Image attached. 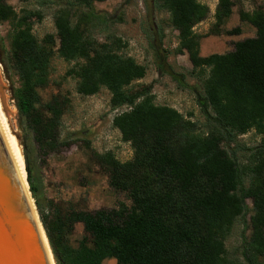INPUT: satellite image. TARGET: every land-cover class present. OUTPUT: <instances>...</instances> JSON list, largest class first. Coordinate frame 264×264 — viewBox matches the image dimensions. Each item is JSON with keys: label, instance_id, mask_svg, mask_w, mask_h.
<instances>
[{"label": "trees", "instance_id": "trees-1", "mask_svg": "<svg viewBox=\"0 0 264 264\" xmlns=\"http://www.w3.org/2000/svg\"><path fill=\"white\" fill-rule=\"evenodd\" d=\"M107 1L71 0L55 14L57 35L39 41L33 27L40 14H19L9 0H0V27L10 26L9 49L0 43V63L18 114L42 151L66 146L60 132L70 99L58 95L44 104L39 93L52 83L55 57L76 63L64 79L76 80L79 95L92 97L106 89L112 110L126 108L113 126L131 145L134 158L122 163L110 152L94 158L109 175L110 187L128 195L131 207L65 212L37 202L56 264H264V9L239 12L240 22L255 29L254 38L235 43L230 53L202 57L204 36L195 28L209 18V7L199 0H153L170 15L178 32L176 54L188 56L192 75L201 83V92L194 91L206 121L201 131L177 110L156 105L150 86L134 87L147 68L123 53L127 44L120 38L94 39L91 17L73 12ZM233 8L232 0H219L210 35L222 34ZM225 33L240 36L241 30ZM166 63L164 56L161 64ZM170 76L177 77L172 70ZM251 132L260 143L242 146L240 138ZM27 166L36 197L28 160ZM249 214L244 263L232 261L226 240ZM77 224L86 237L74 248L70 237Z\"/></svg>", "mask_w": 264, "mask_h": 264}, {"label": "rangeland", "instance_id": "rangeland-1", "mask_svg": "<svg viewBox=\"0 0 264 264\" xmlns=\"http://www.w3.org/2000/svg\"><path fill=\"white\" fill-rule=\"evenodd\" d=\"M232 1L233 15L222 28V34L216 36L210 35V32L215 24L214 15L219 0H199L210 9L209 18L195 28L197 34L204 36L201 41L202 57L230 53L235 43L256 36L255 29L240 22L239 12H253L259 7L264 9V0ZM70 2L71 0H9V4L19 14L23 11L40 14L42 19L34 21L33 27V33L39 41L47 35H57L55 14ZM73 12L86 13L91 17L90 33L94 39L103 43L109 36L120 38L127 44L123 53L147 68L146 77L136 82L134 87L150 86L156 105L177 110L186 119L195 122L201 131H206V121L194 92H201V83L192 75L193 67L188 56L176 54L179 47L178 32L172 28L170 15L166 11L155 5L153 0H108L96 3L91 10L74 9ZM236 28L241 30L240 36L226 35L225 32ZM9 33L8 24L0 27V43L7 50ZM164 56H167V63L161 64ZM75 65L74 62L68 63L55 57L52 83L48 89L39 92L44 104L58 95L70 99L60 132V143L66 146H61L55 152H47L41 150L33 133L20 118L12 97L11 84L0 63V100L10 131L22 150L24 170L25 167L28 169L27 160L29 162L30 175L36 189V197L31 193L33 202L36 208L38 202L43 208L53 206L65 212L75 210L94 213L118 209L120 205L131 207L128 195L110 187L109 175L97 165L94 158V154L109 152L122 163L134 158L131 145L123 142L121 134L113 126L115 116L126 108L112 110L111 95L106 89L92 97L79 95L76 80L64 79ZM170 70L176 74V79L170 76ZM180 77L183 78L182 82ZM259 143L260 137L254 132L240 138V144L247 148H254ZM245 156L246 153H243L242 157ZM248 206L252 209L251 201H248ZM251 215L246 217V224L239 219L226 240L227 257L232 261L244 263L243 233L245 227L250 226ZM250 235V229L246 230L247 239ZM85 237L83 225L77 224L70 237L71 245L77 248ZM262 262L264 263V259ZM104 264L117 263L115 260H107Z\"/></svg>", "mask_w": 264, "mask_h": 264}, {"label": "water", "instance_id": "water-1", "mask_svg": "<svg viewBox=\"0 0 264 264\" xmlns=\"http://www.w3.org/2000/svg\"><path fill=\"white\" fill-rule=\"evenodd\" d=\"M26 173L28 189L0 128V264H56Z\"/></svg>", "mask_w": 264, "mask_h": 264}, {"label": "bare ground", "instance_id": "bare-ground-1", "mask_svg": "<svg viewBox=\"0 0 264 264\" xmlns=\"http://www.w3.org/2000/svg\"><path fill=\"white\" fill-rule=\"evenodd\" d=\"M0 128L3 132V135L5 137V141L7 143L9 151L11 153L13 161L17 167V170H18L21 178L23 179V181L25 183V180L27 179V173H26V169L24 170L23 159H22V150H21V148H20V146L16 140V137H14L10 131L9 123H8L7 117L5 115L1 100H0ZM25 187L28 189L27 182L25 183ZM49 251H50V249H49Z\"/></svg>", "mask_w": 264, "mask_h": 264}]
</instances>
